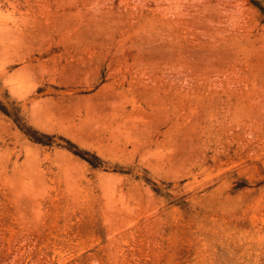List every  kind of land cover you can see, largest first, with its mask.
I'll return each instance as SVG.
<instances>
[{
    "label": "rangeland",
    "instance_id": "1",
    "mask_svg": "<svg viewBox=\"0 0 264 264\" xmlns=\"http://www.w3.org/2000/svg\"><path fill=\"white\" fill-rule=\"evenodd\" d=\"M0 264H264V0H0Z\"/></svg>",
    "mask_w": 264,
    "mask_h": 264
}]
</instances>
